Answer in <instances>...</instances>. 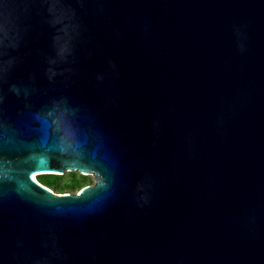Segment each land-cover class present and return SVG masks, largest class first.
<instances>
[{
  "label": "water",
  "instance_id": "water-1",
  "mask_svg": "<svg viewBox=\"0 0 264 264\" xmlns=\"http://www.w3.org/2000/svg\"><path fill=\"white\" fill-rule=\"evenodd\" d=\"M0 264H264V0H0Z\"/></svg>",
  "mask_w": 264,
  "mask_h": 264
},
{
  "label": "trees",
  "instance_id": "trees-1",
  "mask_svg": "<svg viewBox=\"0 0 264 264\" xmlns=\"http://www.w3.org/2000/svg\"><path fill=\"white\" fill-rule=\"evenodd\" d=\"M37 180L48 189H53L59 193H74L91 184V180L87 179L86 176L77 175L74 172H69L68 177L53 174L38 175Z\"/></svg>",
  "mask_w": 264,
  "mask_h": 264
},
{
  "label": "rangeland",
  "instance_id": "rangeland-1",
  "mask_svg": "<svg viewBox=\"0 0 264 264\" xmlns=\"http://www.w3.org/2000/svg\"><path fill=\"white\" fill-rule=\"evenodd\" d=\"M74 173H76L77 175H81L77 172H74ZM63 176L68 177V173H65ZM86 178L91 180V185L95 183V177L93 175H87ZM76 192H78V191H76ZM76 192H74V193H76Z\"/></svg>",
  "mask_w": 264,
  "mask_h": 264
},
{
  "label": "bare ground",
  "instance_id": "bare-ground-1",
  "mask_svg": "<svg viewBox=\"0 0 264 264\" xmlns=\"http://www.w3.org/2000/svg\"><path fill=\"white\" fill-rule=\"evenodd\" d=\"M32 177L34 180H36V174H33Z\"/></svg>",
  "mask_w": 264,
  "mask_h": 264
}]
</instances>
